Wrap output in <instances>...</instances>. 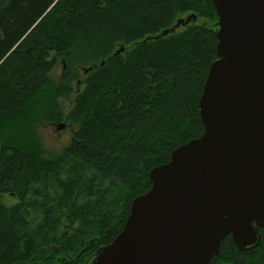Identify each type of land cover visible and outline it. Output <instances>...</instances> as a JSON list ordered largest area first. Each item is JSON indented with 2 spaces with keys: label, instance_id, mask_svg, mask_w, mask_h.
Wrapping results in <instances>:
<instances>
[{
  "label": "trees",
  "instance_id": "1",
  "mask_svg": "<svg viewBox=\"0 0 264 264\" xmlns=\"http://www.w3.org/2000/svg\"><path fill=\"white\" fill-rule=\"evenodd\" d=\"M215 22L211 0H0V197L17 199L0 201V264H85L116 237L150 170L204 131ZM61 121L68 144L46 153L39 128ZM259 233L243 253L226 236L210 264H264Z\"/></svg>",
  "mask_w": 264,
  "mask_h": 264
},
{
  "label": "water",
  "instance_id": "2",
  "mask_svg": "<svg viewBox=\"0 0 264 264\" xmlns=\"http://www.w3.org/2000/svg\"><path fill=\"white\" fill-rule=\"evenodd\" d=\"M211 1L217 59L198 102L204 131L150 170L122 230L85 264H210L226 236L241 253L261 243L264 0Z\"/></svg>",
  "mask_w": 264,
  "mask_h": 264
},
{
  "label": "rangeland",
  "instance_id": "3",
  "mask_svg": "<svg viewBox=\"0 0 264 264\" xmlns=\"http://www.w3.org/2000/svg\"><path fill=\"white\" fill-rule=\"evenodd\" d=\"M188 15L184 14L179 19H185ZM183 27L181 24L175 25L171 28V31L174 32L177 28L180 29ZM120 45V44H119ZM118 45V46H119ZM121 47V48H120ZM122 46H119V49H122ZM65 70V64L59 63L56 69L52 72V79L55 81L60 80L62 73ZM84 70L79 71V78H77L72 83L73 92L68 99L62 100V111L64 115H67L73 106V98L77 91L82 89L81 79L84 77ZM15 119V117H11ZM74 130V126L68 123L67 121H61L60 123H46L39 128V135L41 137V143L44 151L46 153L59 152L64 150L68 144V141L71 137V132ZM0 201L3 202L6 206H13L17 203V199L10 195H3L0 197ZM34 212H31L33 214Z\"/></svg>",
  "mask_w": 264,
  "mask_h": 264
},
{
  "label": "bare ground",
  "instance_id": "4",
  "mask_svg": "<svg viewBox=\"0 0 264 264\" xmlns=\"http://www.w3.org/2000/svg\"><path fill=\"white\" fill-rule=\"evenodd\" d=\"M121 48V47H120Z\"/></svg>",
  "mask_w": 264,
  "mask_h": 264
}]
</instances>
